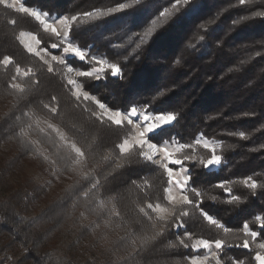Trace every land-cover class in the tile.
Masks as SVG:
<instances>
[{"label": "trees", "instance_id": "obj_1", "mask_svg": "<svg viewBox=\"0 0 264 264\" xmlns=\"http://www.w3.org/2000/svg\"><path fill=\"white\" fill-rule=\"evenodd\" d=\"M24 2L52 16H78L70 37L88 54L83 61L69 57L74 67L89 70L95 64L93 55L120 64L122 76L118 78L110 73L102 80L80 76L83 85L101 100L123 111L138 106L178 114L171 125L150 134L151 140L194 143L201 134L219 141L221 165L209 169L193 162L185 165L191 175L189 186L203 194L200 207L233 233L208 225L196 208L184 204L168 219L157 216L149 205L169 203L166 169L141 156L136 147L121 152L120 143L131 132L130 124L96 115L93 102L69 93L59 71L49 70L28 53L34 59L30 62L35 73L22 79L23 88L12 85L13 68L22 65L17 53L23 51L12 29L21 26L18 21L9 24L10 13L2 5L0 264H186L193 254L191 247L181 245L186 232L212 241L224 239L219 250L224 264L237 260L256 264L254 245L251 250L230 245L242 243L244 222L264 238V229L255 221L256 215H264V18L252 15L264 10V0L248 5L238 0H193L195 12L188 11L191 5H187L167 20L161 17L157 33L138 60L134 45L129 47L130 39L165 8L171 9L175 0ZM120 3L130 7L105 17L82 18L85 12H106ZM234 20L238 22L233 24ZM23 27L36 30L48 45L52 42L38 22ZM6 56L11 58L7 64ZM178 56L183 62L175 64ZM44 82L48 87H43ZM65 106L77 120L63 116ZM36 116L57 122L83 154L65 144L53 128L40 126ZM239 131H245L248 139L232 135ZM195 151L210 154L202 146ZM80 157L82 165L76 168ZM25 164L54 179L58 188L47 189ZM248 176L262 187L248 189L241 182ZM223 181L230 182L231 194L216 186ZM233 195L240 200L230 204ZM35 201L41 206H32L35 212L31 214Z\"/></svg>", "mask_w": 264, "mask_h": 264}, {"label": "snow or ice", "instance_id": "obj_2", "mask_svg": "<svg viewBox=\"0 0 264 264\" xmlns=\"http://www.w3.org/2000/svg\"><path fill=\"white\" fill-rule=\"evenodd\" d=\"M238 3L240 5H248L252 4L253 0H238ZM187 5H191V8L188 9V11H196V6L193 4V0H175V3L172 5L171 9L165 8L164 11L160 13V16L157 17V19L151 20L150 25L143 28L141 32L135 34V39H130L129 47L134 45L133 52L135 53V58L137 60L139 59V53L143 50V48L152 42L151 38L155 33H157V30L162 23L161 17L167 20L172 12H176L181 6ZM129 7L130 5L128 4L120 3L117 7L107 9L106 12L100 9H97L96 11L85 12L82 14V18L96 19L97 17H105L109 13H119L121 10L127 9ZM261 7H264V5H261ZM33 13L43 21L45 28L51 33V35L60 41V43L53 45L54 49H59L63 45L62 51L66 55H74L82 61L86 59L87 53L83 51L81 47L70 42V32L73 28V24L74 22H78L77 15H63L56 19H50L46 18L48 17V13L46 12L42 13L39 10L33 9ZM252 15L264 18V10L252 12ZM241 19L247 20L248 17L242 16ZM237 22L238 21L234 20L233 24ZM200 27L203 28L205 25L202 24ZM91 59L95 65H97L95 67H91L87 73L91 78H94L95 80H102L105 73H110L114 78L122 76L120 64L109 62V60L98 58L97 56H92ZM182 62V57L178 56L174 59L175 64H180ZM158 95L162 96L164 93L160 92ZM126 111L131 119L138 121L142 126L143 131L140 133V135L145 138L143 141H141L142 143L151 141L149 139L150 134H155L156 130L162 129L165 125H171L178 119V114L175 112L168 111L155 113L149 110L147 107L130 106L126 109ZM232 135L238 136L244 140L248 139L245 131L235 132L232 133ZM199 146H202L210 154L207 156L199 155L195 151V149ZM149 147H152L156 152L162 155L163 160L167 161L164 167L167 169L172 183L179 188V194L170 197V199L183 203L188 207L196 208L199 216L202 217L204 221H207L208 225L222 230L225 234H232V228L226 227L220 219L214 217L213 215L209 214V212L200 207L203 194L198 191L196 187L189 186L191 175L189 169L185 167L186 162H193L194 164L202 166L204 169L221 165L223 157L222 155L218 154V148H220L221 145L214 140L205 139L203 136H201L200 138L196 139L194 143H179L175 145L151 141ZM170 165L179 166V170H175L174 167ZM241 182L247 186L248 189L252 190L262 187V185L258 184L257 180L253 179L252 176H248ZM229 184V181H223L218 183L216 186L220 189H223L225 193L231 194L232 188L229 186ZM214 199L215 197H213V200ZM239 200V196L233 195L230 197L228 203L234 204L239 202ZM255 221L260 229H264V215H256ZM241 232L243 234L242 243L230 246L242 247L243 249L251 250L253 249L254 245L255 249H258L254 254V260L256 264H264V238H261V232L253 230L248 222L243 223ZM258 240L259 242L256 243ZM213 244L215 249L222 250L225 245V240L215 239L212 241L209 239H195L190 245L185 243L183 240L181 241V245L183 247H191L195 250H209L213 247ZM211 256L214 259L215 264H223L220 255H218L217 252H212ZM208 259V256L201 257L199 255H193L190 258V264H206ZM234 264H245V262L243 260H237L234 262Z\"/></svg>", "mask_w": 264, "mask_h": 264}, {"label": "rangeland", "instance_id": "obj_3", "mask_svg": "<svg viewBox=\"0 0 264 264\" xmlns=\"http://www.w3.org/2000/svg\"><path fill=\"white\" fill-rule=\"evenodd\" d=\"M2 5H3V8H6V10H4L3 8H2V10H4L5 13H7V14L10 13V15H9L10 18H8L9 24L14 25L18 21L20 23V26H21L20 28L12 29L14 34L16 35L20 45L23 46V51L17 53V58L22 60V65H18L17 67L13 68L14 79H13L12 85H14L17 88H23L24 85L22 83L23 82L22 79L26 78L27 76H30L32 74L34 75L35 71H34V67L31 63V62H33L34 59L32 60L31 58H29L30 56L28 57V53L31 54L33 56V58H35V59L37 58L39 60V62H41V64H45L49 70L56 69L57 71H59L64 76L66 82L69 85V90H70L69 93L74 98L82 99V100H89V101L93 102L95 104L94 108L96 109V115H98L101 118L109 119V120H111L115 123H118V124H127V123L130 124V126H131L130 131L131 132L120 143L121 152L125 153V152H128L129 150L136 147L141 151L140 152L141 156H143L146 159H149L154 164H157V165L165 168L164 165L167 163V161L163 160L161 154L156 152L152 147H149V144L153 140H151L149 138L151 141H148L147 143L141 142L145 138L140 135V133L143 131V128L140 125V123L134 119H131L128 116L127 111H123V110H120L118 108L112 107L107 102L101 100L95 93L91 92L89 89H87L83 85V82L81 81L80 76L88 75L87 73L91 68L87 71H83L79 68L74 67L69 62V57H73L74 55H66L62 51L63 45L59 49L53 48V45H55L56 43H60V41L51 35V33L45 28L43 21L33 13V9L39 10L42 13H44V11L26 5L24 0H0V6H2ZM61 16H63V15H61ZM61 16H57V15L52 16V15L48 14V17H46V18L56 19V18L61 17ZM34 21H36L40 24V27H41L40 29L49 33V35L51 36L52 42L49 43V45H48L47 41H45L44 39L41 38V36L38 34V32L36 30H32L28 27H26V28L23 27V25H28L30 22H34ZM70 42L76 44L75 42H73L71 37H70ZM81 49L88 54V50L83 49V48H81ZM93 56H97V55H93ZM97 57L103 58L102 56H97ZM103 59H106V58H103ZM10 60H11V58L9 56H6L3 61L5 64H7V63H9ZM95 66H97V65L94 64L92 67H95ZM43 85H44L43 87H48V82H44ZM68 109L69 108H67L66 106L63 108V112H62L63 116L64 117L66 116V119H68V120H71V119L77 120L78 116L76 114H73L70 111V109L69 110ZM35 120L40 126L47 127V128L48 127L53 128L54 131H57L60 134L61 139L63 140V142L65 144L70 145L79 155L83 154L81 146L79 144H77V142H75V140L73 138L68 136L67 133L63 129L59 128L57 122L51 120L50 118H44V119L41 118L40 119L39 116H36ZM201 136H202L201 134L198 135L196 139L200 138ZM204 138L208 139L206 137H204ZM210 140H214V139H210ZM214 141H216L218 144H220L219 141H217V140H214ZM153 142H155V141H153ZM163 143H169L170 145L179 144V142H176V141H166ZM40 149L42 151L45 150L44 147H42V146L40 147ZM218 150H219V148H218ZM81 165H82V161H81V157H80L75 161V167L80 168ZM170 166L174 167L175 170H179V166H174V165H170ZM185 167H187V166L185 165ZM214 167H217V166H214ZM25 169L30 174H32L36 180L45 184L47 186V189H49L50 191H54L58 188L57 187L58 185L54 179L45 175L41 170H39L35 166L25 164ZM166 171H167V169H166ZM168 175H169V173H168ZM178 194H179V188L175 184H173L171 179H170L169 185L166 188V198H167L169 203L167 205L155 204V205H149V206L152 208V211L157 216H159L160 218H163V219H168L174 215L177 206L183 205V203H180L178 201H174V200L170 199V197L176 196ZM32 206H34L35 208H38L41 206V204H39L35 201L32 205H30V209H31L30 213L31 214H33L35 212L34 210H32ZM182 214H184V213L183 212L178 213V215H182ZM179 222H180V224H182V220H180ZM177 226L178 225L176 224V227ZM182 238L183 239H181L180 241L183 240L185 243H187L189 245L195 239H203V238L193 237L192 234L189 232H186L184 235H182ZM258 242H259V240L256 243H258ZM214 251L217 252L218 255L220 254L219 250L215 249L214 244H213V247L209 250H205V249L195 250V249H193V254L187 258L186 264H190V258L193 255H199L201 257L208 256L209 259L206 262V264H215V261L211 256V253ZM222 262H223V260H222ZM223 264H224V262H223Z\"/></svg>", "mask_w": 264, "mask_h": 264}]
</instances>
